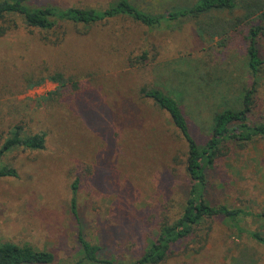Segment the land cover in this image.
<instances>
[{
  "label": "rangeland",
  "instance_id": "374dc122",
  "mask_svg": "<svg viewBox=\"0 0 264 264\" xmlns=\"http://www.w3.org/2000/svg\"><path fill=\"white\" fill-rule=\"evenodd\" d=\"M116 1L29 0L35 7L100 10ZM129 1L150 14L194 2ZM15 22L0 37V146L16 125L24 134H44L45 142L42 150L13 148L1 160L16 176L0 178V241L49 252L51 264H89L80 263L82 231L102 259L132 263L161 223L179 218L188 185L186 143L141 91L173 97L193 139L204 145L214 115L240 109L253 82L244 35L212 39L188 19L148 29L120 16L94 26L59 23L49 31ZM260 52L264 57V37ZM54 73L76 80V89L58 90L47 78ZM256 90L252 120L264 122V69ZM216 164L208 171L206 199L248 209L253 216L241 227L264 238V219L257 217L264 214V140L228 144ZM74 182L80 224L70 210ZM197 235L207 237L177 243L163 264H264V246L237 236L222 218L206 221Z\"/></svg>",
  "mask_w": 264,
  "mask_h": 264
},
{
  "label": "trees",
  "instance_id": "16d2710c",
  "mask_svg": "<svg viewBox=\"0 0 264 264\" xmlns=\"http://www.w3.org/2000/svg\"><path fill=\"white\" fill-rule=\"evenodd\" d=\"M237 8L243 11L242 14L230 19H222L214 15L223 12L232 15ZM120 16L129 18L148 29L168 27L180 19H188L194 22L200 35L212 39L223 36L231 39L233 36L244 35L243 53L253 81L243 94L240 109L226 108L214 115L209 139L204 145L197 144L193 139L187 119L173 97L159 89L141 91L145 98L151 100L160 111L167 115L186 143L184 169L188 185L183 192L184 205L179 218L173 223H161L156 238L149 242L138 259L129 264H163L172 254V248L177 243L191 237H199L201 242L207 237L205 235L203 238L197 235V232L206 221L213 222L216 218H222L228 229L237 236L246 235L252 241L264 246L262 235L247 231L240 225L243 218L253 216L252 212L241 207L213 205L206 199L208 171L213 170L216 163L223 157L225 146L235 144L242 148L255 139L264 140V122L252 120L257 106L254 95L257 93V84L264 69V57L260 52L261 38L264 37V0H194L189 6L160 14L141 11L129 0H117L101 10L77 7L67 9L55 6L35 7L29 0H0V37L17 27L15 19H19L26 27L49 31L59 23L94 26ZM47 78L57 84L58 90H63L65 87L76 89L78 83L72 78L63 77L60 73L48 75ZM43 79L37 81V84L42 83ZM57 95L59 93H55L54 96ZM8 134L9 137L0 146V178L16 176L12 167L1 163L2 158L11 149L42 150L44 148V134H24L23 128L19 125L13 126ZM76 190L77 182H74L70 210L80 224L77 218ZM257 217L264 219V214ZM77 241L82 254L80 263L116 264L113 260L99 257L101 249L88 242L82 231H78ZM199 249L195 252L198 253ZM53 261L54 256L49 252L0 241V264H51Z\"/></svg>",
  "mask_w": 264,
  "mask_h": 264
}]
</instances>
